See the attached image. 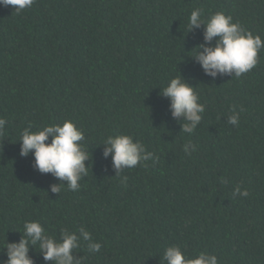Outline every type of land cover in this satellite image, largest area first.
<instances>
[{"label": "trees", "instance_id": "trees-1", "mask_svg": "<svg viewBox=\"0 0 264 264\" xmlns=\"http://www.w3.org/2000/svg\"><path fill=\"white\" fill-rule=\"evenodd\" d=\"M194 9L230 15L264 41V0H35L19 13L0 4V264L32 220L58 239L90 231L101 248L81 239L82 264H166L172 245L218 264H264V48L238 78L206 74L193 55L216 38L204 40L203 24L189 30ZM179 75L205 108L191 134L162 93ZM233 107L239 125L227 122ZM65 119L83 131L88 174L56 193L61 180L22 156L19 139ZM110 134L132 136L154 159L116 175L104 156ZM237 186L248 195H233ZM28 255L55 264L38 245Z\"/></svg>", "mask_w": 264, "mask_h": 264}, {"label": "clouds", "instance_id": "clouds-1", "mask_svg": "<svg viewBox=\"0 0 264 264\" xmlns=\"http://www.w3.org/2000/svg\"><path fill=\"white\" fill-rule=\"evenodd\" d=\"M34 2L35 0H0V4L11 5L18 13L31 8ZM201 24L205 27V41L211 42L214 37L216 38L215 44L198 45L196 54L193 55L206 74L213 77L217 74H234L233 76L238 78L257 64L258 52L264 48V41L260 35H253L223 12H215L204 19L202 11L194 9L189 16L188 28L190 30ZM201 48L203 51L200 50ZM162 93L171 100L172 115L184 118L182 130L191 134L200 123L205 111L204 105L198 102L199 97L194 87L179 75L170 79ZM227 122L239 125L240 113L235 107L228 116ZM6 123L5 119L0 118V130L4 129ZM49 137H51L50 142H48ZM83 139V131L70 119H65L59 124L45 125L37 131L27 127L20 135V154L27 156L32 153L35 166L40 172H51L61 180V184L52 186L53 192L59 193L64 184L69 190L76 191L80 187L79 181L88 174L85 160L89 155L80 143ZM103 144L106 145L104 156L112 154L116 175L122 173L125 168L131 169L144 161L154 159L153 153L146 151L140 141L134 140L127 134H110ZM195 150L196 146L191 142L184 145V152L189 155ZM122 179L126 181L127 177ZM236 194L246 197L248 191L246 189L241 191L237 186L233 192V195ZM60 236L62 239L47 234L39 221H25L22 238L18 242L6 241V264H34L33 259L28 255L30 246L38 245L44 259L54 261L55 264H82L81 258L76 259L73 256V250L81 246V239L87 242L86 247L90 252H97L101 248V244L95 241L91 232L84 227H80L78 233L62 229ZM163 260L166 264H218L214 254L200 251L189 257L178 245L167 247Z\"/></svg>", "mask_w": 264, "mask_h": 264}]
</instances>
